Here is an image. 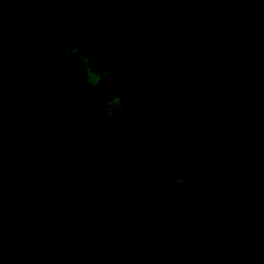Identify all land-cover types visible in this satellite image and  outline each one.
Listing matches in <instances>:
<instances>
[{"label": "water", "instance_id": "95a60500", "mask_svg": "<svg viewBox=\"0 0 264 264\" xmlns=\"http://www.w3.org/2000/svg\"><path fill=\"white\" fill-rule=\"evenodd\" d=\"M179 0H0V264H264V195Z\"/></svg>", "mask_w": 264, "mask_h": 264}, {"label": "trees", "instance_id": "16d2710c", "mask_svg": "<svg viewBox=\"0 0 264 264\" xmlns=\"http://www.w3.org/2000/svg\"><path fill=\"white\" fill-rule=\"evenodd\" d=\"M190 77L206 79L239 131L235 157L264 195V0H179Z\"/></svg>", "mask_w": 264, "mask_h": 264}]
</instances>
